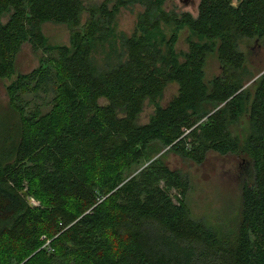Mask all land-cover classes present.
Returning <instances> with one entry per match:
<instances>
[{"label": "trees", "instance_id": "16d2710c", "mask_svg": "<svg viewBox=\"0 0 264 264\" xmlns=\"http://www.w3.org/2000/svg\"><path fill=\"white\" fill-rule=\"evenodd\" d=\"M167 2L0 0V79L15 76L25 44L55 57L7 88L19 123L10 146L0 134V264H264V73L246 88L254 75L240 50L244 40L264 46V0H201L197 18ZM135 8L126 37L117 18ZM47 23L68 26L70 46H48ZM211 57L220 73L207 82ZM41 93L50 112L27 114L22 98ZM243 116L252 132L242 146L231 128ZM162 149L197 164L245 154L253 179L231 219H195L189 180L161 158L135 176Z\"/></svg>", "mask_w": 264, "mask_h": 264}, {"label": "rangeland", "instance_id": "374dc122", "mask_svg": "<svg viewBox=\"0 0 264 264\" xmlns=\"http://www.w3.org/2000/svg\"><path fill=\"white\" fill-rule=\"evenodd\" d=\"M101 1L96 0L98 3ZM200 3L201 0H168L164 9L167 12L178 14L189 13L197 18ZM238 4L236 1L235 5L238 6ZM139 13H141L140 8L122 10L117 18V32L123 33L126 37H131L135 32V23ZM42 31L48 41V46H70L71 31L68 26L47 23L43 25ZM187 38L188 34L185 32L181 34L176 46V52L179 55L189 51ZM194 41L197 40L194 39ZM240 50L247 55V69L254 75L253 80L246 85L247 88L264 73V46L257 41L244 40L240 45ZM106 57L107 54H100L96 57L98 66H103V60L105 61ZM54 58L43 51L36 52L30 44H25L15 59V76L10 80L0 79V134L7 145L10 146L13 139L17 137L19 123L18 117L9 103L8 86L16 80L18 75H29L41 66H46V64L42 65L43 59ZM205 71L207 82L219 75L220 66L215 58L209 59ZM177 94L178 86L170 85L165 91L161 105L166 106ZM22 100L27 114L37 106L41 108L42 113L46 114L52 108L53 97L41 93L38 98L34 95H26ZM102 103L106 104L104 101ZM153 113L154 109L147 105L140 118V123H147ZM205 123H207L206 120L202 122V124ZM231 132L234 137L240 138L243 146L252 132L248 117L243 116L237 124L232 126ZM167 151V149H162L155 155L153 161L142 163L135 171V176L148 168L155 160L161 158L171 170L180 172L189 180L190 188L187 194V202L195 219L204 221L210 226H217L221 216L231 219L235 212V205L238 203L239 187L245 181L253 179V166L245 154L223 156L210 152L202 164H197L176 153ZM169 195L178 204V199L181 198L179 192L173 189L169 191ZM34 203L39 204L36 201Z\"/></svg>", "mask_w": 264, "mask_h": 264}, {"label": "water", "instance_id": "95a60500", "mask_svg": "<svg viewBox=\"0 0 264 264\" xmlns=\"http://www.w3.org/2000/svg\"><path fill=\"white\" fill-rule=\"evenodd\" d=\"M24 196H25V199L27 200V202L31 204V206H35L36 205L34 203V201L32 200V198H30L27 193H24Z\"/></svg>", "mask_w": 264, "mask_h": 264}]
</instances>
